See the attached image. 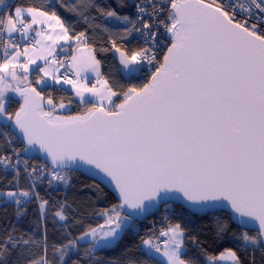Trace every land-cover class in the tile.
<instances>
[{"label":"snow or ice","instance_id":"6c2138e0","mask_svg":"<svg viewBox=\"0 0 264 264\" xmlns=\"http://www.w3.org/2000/svg\"><path fill=\"white\" fill-rule=\"evenodd\" d=\"M0 4V129H5L0 136L11 145V137L19 130L23 151L38 147L51 165L28 171V161L12 149L11 154L0 155V168L12 169L18 177L23 164L26 176L43 178L46 174L49 185L66 182L62 173L82 165L110 178L118 203L100 213L105 218L103 225L89 228L80 237L91 236L89 258L94 250L113 244L133 218L172 200H183L196 210L229 208L242 228L254 230L255 234L241 233L244 247L264 248V0H143L136 4L135 19L98 0L65 4L86 24L123 22L122 39L133 32L143 37V46L135 50L121 51L111 41L129 76L145 63L154 66L146 83L126 90L121 86L119 91L107 79L98 81L101 91L56 74L58 68L53 64L62 62L48 59L52 46L75 39L87 48L86 31L70 32L56 11L8 5L3 0ZM48 22L59 26L55 36L33 27ZM161 28L170 37L162 62L156 55ZM30 32L40 38H33L34 44L51 42L47 55L40 54L44 47L33 48V55L27 46L21 50L16 37L27 40ZM41 59L43 67L37 64ZM100 63L91 54L72 57L77 77L81 71L100 76ZM32 73H36L37 86L48 87V79L71 85L84 105L83 114L56 115L57 107L64 109L65 104L57 105L51 95L46 99L29 80ZM17 95L19 107L10 113L8 106L17 102ZM121 96L119 103L113 99ZM93 97H99V105ZM105 99L109 107L104 106ZM45 104L50 107L46 109ZM0 195L18 206L35 197L42 211L49 203L35 191L34 182L28 189ZM66 207V203L59 204L54 216L66 221ZM160 236L167 237L164 250L153 233L142 240L145 259L132 264H197L185 258L186 233L179 223H169ZM191 239L196 244V238ZM9 243L16 247L30 241H15L9 235L0 242V257L7 255ZM74 247L71 239L53 245L55 261H51L45 238L43 253L28 264H68ZM226 258L241 264L231 249L218 257L208 256L207 264H219Z\"/></svg>","mask_w":264,"mask_h":264},{"label":"trees","instance_id":"16d2710c","mask_svg":"<svg viewBox=\"0 0 264 264\" xmlns=\"http://www.w3.org/2000/svg\"><path fill=\"white\" fill-rule=\"evenodd\" d=\"M98 2L111 6L121 15H128L134 19L133 7L128 5L127 0H98ZM3 3L22 7L36 6L42 10L56 11L69 26L70 32L86 31L87 48L101 62L99 65L101 76L108 80L113 90L119 91L121 86L126 90L128 87H139L146 83L142 78L123 81L110 56V52L115 49L112 47V40L116 41V45L121 51L135 50L141 47L132 35L125 39L121 38L124 35L125 25L123 22L86 24L64 7L65 4L71 5L72 0H14L13 2L3 0ZM2 6L0 4V7ZM93 14L95 15L94 12ZM161 57L158 60L162 62ZM34 74L32 73L33 77ZM32 84L35 86L34 83ZM37 89L46 99L51 95L57 105L61 102L65 104L64 109L57 107L56 115L74 116L83 114L85 110L84 105L74 99L70 92L59 88L56 84L43 89L37 87ZM122 99L121 96L114 100L119 103ZM15 100L17 102L10 103L8 106L10 113H14L19 107V98L15 96ZM49 107L45 104L46 109ZM4 130L0 129V131ZM11 141V145H8L4 137L0 136V155L11 154V150L15 149L20 153V158L24 160L21 156L22 144L17 141L14 135L11 137ZM26 160L28 161V171H31L33 167L38 170L46 167L38 159ZM62 174L66 177V182H54L49 185L46 174L43 178L26 176L23 164L20 165L18 177L12 169L5 171L0 168V193L28 189L29 184L34 182L35 191L43 200L49 202L46 209L42 211L39 207L40 200L35 197L20 206L12 202L8 203L3 198L0 199V242L6 241L9 235L15 241H20L21 238L30 241L28 245L19 244L16 247L9 243L7 255L0 257V264H28L31 258L43 253L45 238L48 247L47 258L51 261H55L52 246L66 244L71 239L75 247L68 254L70 257L68 264H72V261H76L77 264H132L134 261L145 259L141 248L142 240L153 233L156 237L162 229H167L169 223H179L185 229V248L187 250L185 258H192L197 264H207L208 256L218 257L226 249L234 250L241 264H264L263 248H245L241 239L243 230L233 224L229 214L215 212L199 217L179 206L169 207V205L160 208L155 215L145 221L138 222L132 219L112 247L94 250L89 258L86 252L91 243H81L79 238L89 228H97L104 224L105 218L100 213L105 209H110L118 202L109 191L88 178L72 172H63ZM61 203L67 205L64 211L67 217L66 221L59 220L54 216ZM221 227L224 228L222 232L220 231ZM249 234L255 233L249 232ZM192 237L196 238V244L192 243Z\"/></svg>","mask_w":264,"mask_h":264},{"label":"water","instance_id":"95a60500","mask_svg":"<svg viewBox=\"0 0 264 264\" xmlns=\"http://www.w3.org/2000/svg\"><path fill=\"white\" fill-rule=\"evenodd\" d=\"M127 3L130 7H133L134 1L133 0H127ZM68 55H69V52L67 50H65V51H62L59 56H60V58H68ZM110 56H111L112 60L114 61L115 65L117 67L120 78L123 81H129L131 79H134V80L139 79V77H140L139 71L137 73L133 74L132 76H129L123 70V66L120 64V53L116 52L115 49L110 52ZM16 98H19L18 95L16 96ZM14 136L17 139V141L22 144L23 149H24L25 143L23 141V136L19 132V130H16ZM21 156L23 159H38L40 162L45 164L47 167L51 166L50 162L46 158L45 154L43 152L39 151L38 147L36 150L29 151L27 153H25L22 150ZM64 172H72V173L79 174V175H82V176L88 178L89 180L97 183L98 185L102 186L107 191H109L114 196L115 200L118 202V196H117L114 184L110 181V178H107L102 173H99L98 170H96L94 167L82 165L81 167H79L77 169L65 170ZM168 205L179 206V207L185 209L186 211H188L190 214L195 215V216H199V217L205 216L206 214L215 213V212H225V213L230 215L231 221L233 222L234 225H236L237 227H239L243 231H249L251 233H254V230L242 228L239 225V221L233 216V214L231 213V210L229 208L216 207V208H210V209H205V210H196V209H193L192 207H190L189 204L183 200H172V201H169L167 205L164 203H160V204L152 207L151 209H149L147 212L141 214L140 216L133 218V220L138 221V222L145 221L148 218H150L151 216L155 215L160 208H162L164 206H168ZM263 250H264V248H263Z\"/></svg>","mask_w":264,"mask_h":264},{"label":"crops","instance_id":"0c3cea01","mask_svg":"<svg viewBox=\"0 0 264 264\" xmlns=\"http://www.w3.org/2000/svg\"><path fill=\"white\" fill-rule=\"evenodd\" d=\"M10 2H13L14 0H9ZM55 26L56 28V32H52V27ZM37 31H40V30H43L45 31L46 34H51L53 36H55L57 33H59L60 29H59V26H56L55 25V22H48V23H45L43 25H40V24H37V25H34L33 26ZM29 36H35V33L34 32H30L29 33ZM38 39H40L39 37H36ZM16 39L20 42L21 44V50H23V48L25 47V45L23 44V40H20L19 37H16ZM76 40L72 39L70 41H59L56 45H53V53L52 55L54 54H57L59 55L62 51H65L67 50L69 52V55H68V58L66 59H62V62L67 65L69 71L73 74L74 76V80H78L79 83L81 84H84L86 83L89 87L95 85L97 88H100L101 91H104V89L101 88V85L100 83H98V81L100 79H103L102 76H101V73H100V76H97V74L95 72H92V71H81L80 73V76L77 77L76 76V68L72 66V57L73 56H77V57H80L82 54L84 56H88L89 54H91L93 56V53L90 49L88 48H84L83 47H79L77 48L75 51H73V45L75 43ZM48 45H51V42L50 41H43L42 44H37L35 49L39 50L41 49L42 47L45 48V51L43 53H40V54H43V55H47V46ZM84 48V52L81 53V49ZM29 49V55H33V49ZM50 57V56H48ZM24 59H26L25 57H22L21 60L23 61ZM37 64L41 65L42 67L45 66L44 65V60H37ZM53 66L55 68H57L54 64ZM30 67H35V65H31ZM18 72H19V69H18ZM99 72H100V69H99ZM57 74V73H56ZM40 75H43L42 73H40ZM35 79H36V73L34 74V77L32 76V74L29 75V80L32 81V83L35 84ZM53 83V81L51 79H48V86L51 85ZM58 85L59 88H64L65 90H67L68 92H70L74 99H76L77 101H79V97L76 96V92H75V89L72 88L71 85H67V84H63V83H60V84H56ZM36 87H38L39 89H43V88H47V87H43L42 85L41 86H37L35 85ZM86 95H89V94H86ZM93 101L99 105L100 104V99L99 97H93L92 98ZM113 99H115V97H113ZM103 104L105 107H109V104H108V101L105 99L103 101ZM221 264H232V261L228 260L227 258L223 261H221Z\"/></svg>","mask_w":264,"mask_h":264},{"label":"built area","instance_id":"2783aa9c","mask_svg":"<svg viewBox=\"0 0 264 264\" xmlns=\"http://www.w3.org/2000/svg\"><path fill=\"white\" fill-rule=\"evenodd\" d=\"M141 2H143V0H134V6H133V17H134V19L136 18V15H137L136 4L141 3ZM161 2H162V0H161ZM226 2H227V0H226ZM160 32H161V39L159 42V46L156 49L157 59H159L161 57V52L167 48V46L170 42L169 36L163 32L162 28L160 29ZM131 35L140 43L141 46H143V37L140 34L133 32ZM33 38L38 39L34 36H29V39L23 40V44L30 49L35 48L37 44H34ZM83 46H84L83 43H80L76 40L72 48H73V51H75L77 48L83 47ZM0 53H2V50H0ZM53 58L59 59V55L54 54V55H51L50 57H48V59L50 61H53ZM55 66L58 68L57 75L67 76L69 79L74 80L73 74L69 71L67 65H65L63 62H62V65H55ZM153 67H154L153 65H149V64L145 63L142 67H140L139 71H140V73H146L150 77V74H151V71L153 70ZM143 79L145 81H148V79H145V78H143ZM61 83H63V80H61ZM51 85H55V83L53 82ZM155 238H156V241L159 243L160 248L164 249L166 238L161 237L160 234L157 235Z\"/></svg>","mask_w":264,"mask_h":264},{"label":"rangeland","instance_id":"374dc122","mask_svg":"<svg viewBox=\"0 0 264 264\" xmlns=\"http://www.w3.org/2000/svg\"><path fill=\"white\" fill-rule=\"evenodd\" d=\"M9 95H14V94H11V93H9ZM47 105V104H46ZM1 198H3L6 202H12V203H14L11 199H9V198H6V197H4V196H2V195H0V199ZM103 225V224H102ZM98 228V227H97ZM122 234V233H121ZM121 234H120V236H121ZM120 236H119V238H120ZM118 238V239H119ZM166 238V240H167V237H165ZM117 239V240H118ZM116 240V241H117ZM116 241L113 243V244H111L109 247H112L115 243H116ZM79 242H81V243H91V236H89V237H85L84 239H80L79 238ZM164 249H161V252L163 251ZM219 264H221V261L219 262Z\"/></svg>","mask_w":264,"mask_h":264},{"label":"bare ground","instance_id":"6f19581e","mask_svg":"<svg viewBox=\"0 0 264 264\" xmlns=\"http://www.w3.org/2000/svg\"><path fill=\"white\" fill-rule=\"evenodd\" d=\"M134 1V0H133ZM133 6H134V4H133ZM133 37V36H132ZM134 38V37H133ZM170 38V37H169ZM169 44H170V42H169ZM168 44V45H169ZM167 50V48L164 50V51H162L161 52V55H162V57H163V54L165 53V51ZM59 59H60V61H62V59H66V58H60L59 57ZM153 70H154V67H153ZM152 70V71H153ZM139 75H140V77L139 78H145V79H149V76L146 74V73H140V71H139ZM144 80V79H143ZM145 81V80H144ZM147 82V81H146ZM169 207H171V205H169Z\"/></svg>","mask_w":264,"mask_h":264}]
</instances>
